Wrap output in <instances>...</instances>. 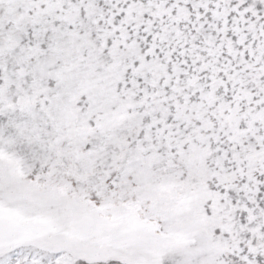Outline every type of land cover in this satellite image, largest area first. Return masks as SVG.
<instances>
[{"label": "snow or ice", "instance_id": "obj_1", "mask_svg": "<svg viewBox=\"0 0 264 264\" xmlns=\"http://www.w3.org/2000/svg\"><path fill=\"white\" fill-rule=\"evenodd\" d=\"M0 264H264V0H0Z\"/></svg>", "mask_w": 264, "mask_h": 264}]
</instances>
